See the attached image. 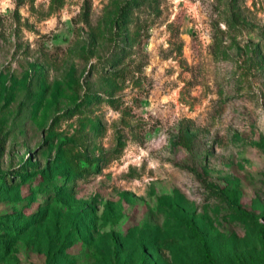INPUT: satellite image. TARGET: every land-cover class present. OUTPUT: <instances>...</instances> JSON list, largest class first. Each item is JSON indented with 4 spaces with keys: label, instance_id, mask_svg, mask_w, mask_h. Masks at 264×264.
I'll use <instances>...</instances> for the list:
<instances>
[{
    "label": "rangeland",
    "instance_id": "rangeland-1",
    "mask_svg": "<svg viewBox=\"0 0 264 264\" xmlns=\"http://www.w3.org/2000/svg\"><path fill=\"white\" fill-rule=\"evenodd\" d=\"M13 3L0 264H264V0Z\"/></svg>",
    "mask_w": 264,
    "mask_h": 264
},
{
    "label": "trees",
    "instance_id": "trees-1",
    "mask_svg": "<svg viewBox=\"0 0 264 264\" xmlns=\"http://www.w3.org/2000/svg\"><path fill=\"white\" fill-rule=\"evenodd\" d=\"M126 18V16H125ZM191 141H192V133H190L188 131V129H180L179 133L175 139L176 144H181L184 147L190 149L191 148ZM81 157L87 159V156L85 154H79ZM183 167L188 168L192 171H194L196 177L198 178V180L211 192H213L214 194H216L217 196L221 197L223 200L228 201L230 199V195L228 194V192L225 190L224 187H222L219 183L215 182L214 180H212L206 171V167L205 165H202L200 167V169H196L193 168L189 165H183ZM83 169H87L88 168H82Z\"/></svg>",
    "mask_w": 264,
    "mask_h": 264
},
{
    "label": "clouds",
    "instance_id": "clouds-1",
    "mask_svg": "<svg viewBox=\"0 0 264 264\" xmlns=\"http://www.w3.org/2000/svg\"><path fill=\"white\" fill-rule=\"evenodd\" d=\"M182 2V0H172L173 4H180ZM185 3H187V0H184ZM99 0H94V5L98 4ZM199 5V0H197V5L192 6L191 11L195 14L196 13V8ZM252 5V0H248V6L251 7ZM9 8H15V4L13 3V0H0V13L5 12L7 9ZM22 14H23V10H21ZM262 17H264V13L261 14ZM67 18V17H66ZM221 28H224L226 30V26L225 25H221ZM204 39H208L207 37H204ZM210 42V41H209ZM151 167H156V164H151Z\"/></svg>",
    "mask_w": 264,
    "mask_h": 264
}]
</instances>
